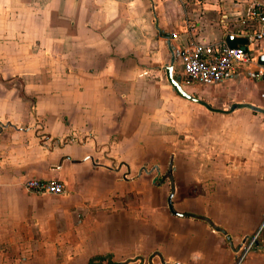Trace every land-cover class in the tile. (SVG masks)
<instances>
[{"label":"crops","instance_id":"1","mask_svg":"<svg viewBox=\"0 0 264 264\" xmlns=\"http://www.w3.org/2000/svg\"><path fill=\"white\" fill-rule=\"evenodd\" d=\"M253 3L0 0V264H264ZM226 34L251 60L186 83L187 45Z\"/></svg>","mask_w":264,"mask_h":264},{"label":"built area","instance_id":"2","mask_svg":"<svg viewBox=\"0 0 264 264\" xmlns=\"http://www.w3.org/2000/svg\"><path fill=\"white\" fill-rule=\"evenodd\" d=\"M249 20L255 21L260 28L255 38L264 37V7L253 3L247 13ZM245 50L230 48L226 44H199L190 42L183 50L182 78L186 83L212 84L229 79L239 64L250 61ZM256 77L264 78V66H260ZM126 177V175H125ZM24 189L36 195H61L65 193L63 185L57 181L29 179L23 183ZM255 237L244 244V252L254 245Z\"/></svg>","mask_w":264,"mask_h":264},{"label":"water","instance_id":"3","mask_svg":"<svg viewBox=\"0 0 264 264\" xmlns=\"http://www.w3.org/2000/svg\"><path fill=\"white\" fill-rule=\"evenodd\" d=\"M248 42V38L246 36H236L232 34H226L224 37V43L230 48L239 47L242 50H245ZM258 65L264 66V55H261L257 58ZM257 80L264 79L263 77H256Z\"/></svg>","mask_w":264,"mask_h":264},{"label":"rangeland","instance_id":"4","mask_svg":"<svg viewBox=\"0 0 264 264\" xmlns=\"http://www.w3.org/2000/svg\"><path fill=\"white\" fill-rule=\"evenodd\" d=\"M191 84V83H190Z\"/></svg>","mask_w":264,"mask_h":264}]
</instances>
